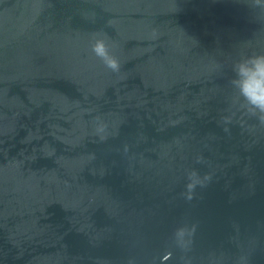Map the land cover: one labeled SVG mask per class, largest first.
Listing matches in <instances>:
<instances>
[{
    "label": "water",
    "instance_id": "95a60500",
    "mask_svg": "<svg viewBox=\"0 0 264 264\" xmlns=\"http://www.w3.org/2000/svg\"><path fill=\"white\" fill-rule=\"evenodd\" d=\"M254 55L251 0H0V264H264Z\"/></svg>",
    "mask_w": 264,
    "mask_h": 264
},
{
    "label": "clouds",
    "instance_id": "9594fccd",
    "mask_svg": "<svg viewBox=\"0 0 264 264\" xmlns=\"http://www.w3.org/2000/svg\"><path fill=\"white\" fill-rule=\"evenodd\" d=\"M251 6L264 11V0H251ZM92 52L100 58L105 67L113 72L120 70L119 61L110 54V51L103 40H96L92 45ZM236 78L231 80L234 88L238 89L239 94L249 107L253 114H259L258 119L264 124V55H254L247 57L233 66ZM206 179V178H205ZM191 181L187 185L188 196L191 200V193L199 184L203 185L202 180L195 172L189 175ZM195 226L191 228L184 226L176 229L174 235L178 244L182 248H187L192 240H186L185 237L191 238L194 235Z\"/></svg>",
    "mask_w": 264,
    "mask_h": 264
}]
</instances>
